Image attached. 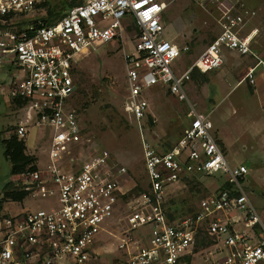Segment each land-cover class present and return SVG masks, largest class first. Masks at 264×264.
<instances>
[{
    "label": "built area",
    "instance_id": "1",
    "mask_svg": "<svg viewBox=\"0 0 264 264\" xmlns=\"http://www.w3.org/2000/svg\"><path fill=\"white\" fill-rule=\"evenodd\" d=\"M40 1L0 0V95L24 114L15 129L0 134V142L13 134L23 138L30 121L50 128L46 164L16 174L19 190L50 202L46 208L15 213L2 205L0 264H88L100 233L118 213L126 193L121 186L126 168L114 164L103 147L72 154L83 140L76 110L68 104L76 88L74 65L82 54L110 41L124 44L123 109L131 120L140 124L147 116V91L157 83L188 101L186 127L168 147L150 143L139 129L145 181L126 201L127 227L118 243L126 264L264 261V223L242 184L248 167L228 165L208 114L199 112L186 93L191 73L221 66L223 50L255 59L241 80L255 84V70L264 69V54L251 47L257 29L242 31L255 11L237 6L240 0H193L216 9L219 33L181 69L178 57L189 45L164 36V13L175 0H82L51 23L30 14ZM128 39L131 50L125 46ZM215 174L224 182L201 197L191 214L172 215L166 205L171 185ZM201 235L211 242L198 245Z\"/></svg>",
    "mask_w": 264,
    "mask_h": 264
},
{
    "label": "rangeland",
    "instance_id": "2",
    "mask_svg": "<svg viewBox=\"0 0 264 264\" xmlns=\"http://www.w3.org/2000/svg\"><path fill=\"white\" fill-rule=\"evenodd\" d=\"M74 1L80 0H41L39 4L47 3L38 4L30 14L41 18L47 16L54 21ZM237 6L255 11L242 31L245 34L252 28L257 29L252 48L257 54H264V0H240ZM217 18L218 13L213 6L202 7L193 0H175L168 6L164 13V36L180 46L188 44L190 47L186 54L178 57L181 69L188 67L219 33ZM131 45L128 39L126 48L131 50ZM123 48L122 42L101 44L96 50L82 54L73 68L76 88L68 104L78 115L83 145L72 154L76 155L78 150L91 151L93 146L103 147L110 152L114 164L126 168V173L121 176L122 190L126 193L118 213L100 233L95 253L88 264H126V253L118 248L121 233L127 227L124 222V214L129 210L126 201L144 188L145 181L139 131L150 143L160 141L168 147L186 127L187 99H177L162 83L147 91L149 111L140 124L124 112L127 89ZM222 53L223 63L218 68L204 74L196 70L191 73L186 83L187 98L197 110L208 114L213 123V134L228 165L245 164L248 167L242 184L264 223V84L257 81L255 86H251L241 81L247 68L255 63L251 55H239L229 50ZM258 74L264 82V71L259 69ZM23 119V110L0 95V134L15 129ZM49 136L48 126L34 125L30 121L23 137L25 152L39 155L38 168L46 164ZM16 178L17 175L10 173V162L0 144V193L8 183L16 184ZM214 187L211 177L171 185L167 189V208L175 216L191 214L198 200L211 194ZM49 202L26 196L21 202L9 200L2 205L10 213H15L20 209L46 208ZM256 231L260 233L258 227Z\"/></svg>",
    "mask_w": 264,
    "mask_h": 264
},
{
    "label": "trees",
    "instance_id": "3",
    "mask_svg": "<svg viewBox=\"0 0 264 264\" xmlns=\"http://www.w3.org/2000/svg\"><path fill=\"white\" fill-rule=\"evenodd\" d=\"M81 2H82L81 0L78 2L74 1L72 4H70L69 7L77 5ZM46 3L47 2L43 4L41 3L39 5L42 6V5H45ZM48 12L49 14H51L52 10L49 9ZM41 20L45 23L53 22V21H50L47 18V16L45 18H42ZM16 103L20 104L21 102L17 101ZM148 120H150V117L148 118ZM148 120H147V123H148ZM0 144L3 146L4 156L10 162V173L12 175H16L18 173L25 172V171H33L37 169V165H36L37 158L34 155L25 152L26 145H25V141L23 138H18L15 134H13L9 138L2 140ZM26 196L27 194L25 191L19 190L16 184H14L13 182H10L4 187V190L2 192V197L0 198V208L2 207V203L4 201L10 200V201L21 202ZM210 242L211 241L208 237L202 236L198 240V245H205V244L207 245Z\"/></svg>",
    "mask_w": 264,
    "mask_h": 264
},
{
    "label": "crops",
    "instance_id": "4",
    "mask_svg": "<svg viewBox=\"0 0 264 264\" xmlns=\"http://www.w3.org/2000/svg\"><path fill=\"white\" fill-rule=\"evenodd\" d=\"M253 29V28H252ZM173 39V38H172ZM254 41H252V43H253ZM251 47H252V44H251ZM229 51H231V50H229ZM232 52H234V51H232ZM234 53H236V52H234ZM237 54V53H236ZM247 55V54H246ZM180 64V63H179ZM259 69H261V68H257L256 70H255V84L254 85H251V84H248L246 81H244V82H246L248 85H251V86H255L256 84H257V81L258 82H260V84H264V82H263V80H260V77H259V74H258V70ZM261 70H263L264 71V69H261ZM204 74V73H203ZM187 83V82H186ZM239 83H241V81H239ZM235 85V84H234ZM186 111H187V109H186ZM199 111V110H198ZM199 112H202V111H199ZM202 113H204V112H202ZM206 114V113H205ZM185 118H186V112H185ZM186 123H187V121H186ZM30 154H32V155H34L36 158H37V160H36V165L37 166H39L40 165V158H39V155L38 154H36V153H30ZM209 177H211V178H213L214 179V185H215V187L213 188L214 190L215 189H217V187L218 186H220V184L221 183H223L224 181H223V179H224V177L223 176H220V175H218V174H215V175H213V176H209ZM220 180H221V183H220Z\"/></svg>",
    "mask_w": 264,
    "mask_h": 264
}]
</instances>
